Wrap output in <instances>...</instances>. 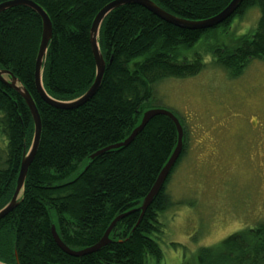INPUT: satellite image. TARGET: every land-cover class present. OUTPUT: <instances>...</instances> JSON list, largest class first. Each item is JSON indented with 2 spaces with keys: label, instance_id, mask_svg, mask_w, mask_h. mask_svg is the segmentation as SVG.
Returning a JSON list of instances; mask_svg holds the SVG:
<instances>
[{
  "label": "trees",
  "instance_id": "1",
  "mask_svg": "<svg viewBox=\"0 0 264 264\" xmlns=\"http://www.w3.org/2000/svg\"><path fill=\"white\" fill-rule=\"evenodd\" d=\"M11 0H0V4ZM49 16L53 36L43 64V86L57 101L70 102L93 85L96 64L90 31L97 14L115 0H29ZM167 13L187 21L212 18L232 0H152ZM260 9L256 30L225 51L215 32L228 30L234 19ZM43 34L41 18L30 8L13 7L0 14V69L8 70L32 96L42 121L40 147L28 171L20 205L0 221L2 264H161L160 214L172 208L166 187L182 162L184 149L163 189L138 224L140 212L120 221L111 244L82 258L65 254L52 236L78 251L97 244L113 220L140 207L169 161L177 143L175 125L154 118L126 148L90 157L122 143L140 124L153 85L167 78L196 76L204 53L239 77L255 59L264 62V0H245L234 16L207 31L173 26L129 4L110 13L99 34L106 61L95 96L74 110L48 105L35 84V66ZM207 34V36H206ZM211 37L216 46H201ZM208 43V42H207ZM34 123L30 110L8 83L0 82V210L12 199L23 159L31 146ZM75 176V177H74ZM264 264V221L229 237L220 246L201 248L182 264Z\"/></svg>",
  "mask_w": 264,
  "mask_h": 264
},
{
  "label": "rangeland",
  "instance_id": "2",
  "mask_svg": "<svg viewBox=\"0 0 264 264\" xmlns=\"http://www.w3.org/2000/svg\"><path fill=\"white\" fill-rule=\"evenodd\" d=\"M259 19L255 6L216 31L221 48L236 47ZM203 39L186 56L216 46ZM202 55L199 74L154 84L146 106L175 114L187 134L185 157L166 187L173 206L159 216L161 264H182L264 221V62L252 60L235 78L211 54Z\"/></svg>",
  "mask_w": 264,
  "mask_h": 264
},
{
  "label": "water",
  "instance_id": "3",
  "mask_svg": "<svg viewBox=\"0 0 264 264\" xmlns=\"http://www.w3.org/2000/svg\"><path fill=\"white\" fill-rule=\"evenodd\" d=\"M245 0H232L230 4L219 14L216 16L201 20V21H187L180 19L176 16H173L163 9H161L157 4H155L152 0H115L111 3H109L107 6H105L95 17L92 28L90 31V43L95 59L96 64V76L95 81L91 88L80 98L70 101V102H62L57 101L55 99H52L47 92L44 89L43 86V64L44 60L48 51V47L50 44V41L53 36V29H52V23L47 15V13L36 3L29 1V0H11L0 4V14L3 12L17 6H24L27 8H30L33 10L42 20L43 24V34L42 39L39 47V52L36 59V66H35V84L37 91L41 98L46 102L48 105L52 106L55 109L59 110H74L82 105L89 102L95 94L98 92L104 76L106 72V61L103 57V54L100 49L99 45V34L101 26L104 22V20L107 18V16L112 13L114 10L129 5L134 4L141 6L157 16L159 19L163 20L164 22H167L173 26H176L178 28L184 29V30H190V31H207L210 29H214L221 24L228 21L230 18L234 16L236 11L239 9L241 4ZM0 82L8 83L11 89H13L17 94H19L22 99L27 104L32 119L34 123V137L31 143V146L27 150L24 149L23 159L21 162L20 171L17 177L15 191L13 194V197L11 201L0 210V221L7 217L9 214H11L21 203V198L24 194L25 189V183L28 175V171L31 167L32 162L34 161V158L38 152V149L40 147L41 143V137H42V121L39 114V111L37 109V106L32 98V96L29 94V92L20 84L19 80L8 70H1L0 69ZM163 116L168 118L176 127L177 133H178V143L177 146L171 155L169 161L165 165V167L162 169L161 173L159 174L153 188L149 192V194L145 197V199L142 201L139 208L132 210L130 212H126L124 214L119 215L116 217L113 222L110 224L108 229L106 230L105 234L103 235L102 239L95 245L83 249V250H72L69 247H67L62 240L60 239L56 228L52 227V236L58 247L67 255L74 257V258H82L91 254H96L101 252L104 248H106L109 244H111L110 235L117 226V224L122 221L124 218L128 217L131 214H134L135 212H140V219L138 224L143 219L146 211L151 206V204L154 202V199L158 196L160 191L163 189L168 177L170 176L172 170L176 166L180 156L182 155L183 149H184V128L182 126L181 121L178 119V117L166 110H158V109H152L144 112L140 124L133 130L131 135L122 143L110 146L108 148H105L95 154H93L90 157L91 161H94L96 158L100 157L104 153H107L112 150H120L123 148L128 147L135 138L147 127V125L156 117ZM2 264V263H0ZM19 264V262H17Z\"/></svg>",
  "mask_w": 264,
  "mask_h": 264
}]
</instances>
